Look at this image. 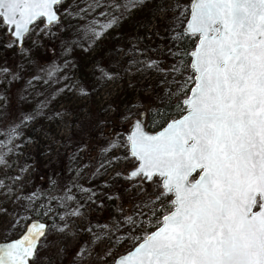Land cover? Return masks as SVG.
Here are the masks:
<instances>
[{"label":"rangeland","instance_id":"rangeland-1","mask_svg":"<svg viewBox=\"0 0 264 264\" xmlns=\"http://www.w3.org/2000/svg\"><path fill=\"white\" fill-rule=\"evenodd\" d=\"M126 1L98 0L93 6L94 0H63L55 9L58 22L31 25L18 47L8 32L0 40V240L19 232L35 212L43 220L51 217L31 264L55 238L61 250L56 264H81L85 255L86 264H108L112 254L149 231L144 226L156 207L155 183L142 179L141 194L134 183L123 194L112 172L129 165L122 138L131 120L147 114L149 98L160 99L159 105L169 100L189 74L183 67L188 60L176 56L171 20L175 16L179 25L177 16L187 15L190 0H136L145 18L132 44L118 16L133 7ZM164 16L171 24L165 36L156 27ZM148 21L156 29L149 32ZM82 29L90 39H81L76 51L89 55L75 60L64 42ZM100 49L101 57L114 54L116 60L103 71L89 63ZM149 56L155 61L145 62ZM88 69L99 77L90 91L81 86ZM119 123L124 127L115 128ZM111 215L114 229L108 227Z\"/></svg>","mask_w":264,"mask_h":264},{"label":"snow or ice","instance_id":"snow-or-ice-1","mask_svg":"<svg viewBox=\"0 0 264 264\" xmlns=\"http://www.w3.org/2000/svg\"><path fill=\"white\" fill-rule=\"evenodd\" d=\"M62 2L0 0V25L19 41L58 22ZM186 11L183 36L196 45L184 54V115L128 137V178L155 183L159 227L118 264H264V0H192ZM44 228L0 246V264H29Z\"/></svg>","mask_w":264,"mask_h":264},{"label":"trees","instance_id":"trees-1","mask_svg":"<svg viewBox=\"0 0 264 264\" xmlns=\"http://www.w3.org/2000/svg\"><path fill=\"white\" fill-rule=\"evenodd\" d=\"M116 2H117V0H116ZM129 4L133 5V7L131 9L125 7L126 9L121 14L119 13L118 16H119V20L121 21L120 23L122 24L123 29L127 33H130L129 38H130L131 42L129 44H132L134 42V38H135V37L132 36V34H134V36H135V32L137 31V28H138V25H139V21L144 19L145 15H144V11L142 12L141 6L138 5V2H136V0L135 1L127 0L126 3H124L123 5L126 6V5H129ZM188 4H189L188 2L185 3V9L188 8V6H189ZM135 6H137V7H135ZM118 7H119V4H118ZM181 16H182V14L177 16V23L179 22V25L178 26L176 25L177 28L174 25L176 17L174 16L173 19L171 20V21H173V28H174V32L171 31V34L175 33L176 37L177 36H181L182 37L181 39H175L176 43H177L176 56L178 57V59L180 58L181 60H184L186 62L189 59V55H184V54L189 52V50L193 46L195 40L190 39V38H188L186 36H183L184 32L182 31V26H183V23H184L185 18H186L187 15L185 13L182 17ZM179 17H181V18H179ZM166 19L168 20V16H164V20H165L164 22H163L162 19H159L160 22L156 26L157 30H159V31L162 30V32L164 31V36L166 34L170 33L169 27L171 25L170 23L168 24V22H166ZM103 22L106 23L105 18L104 19H99L97 21L98 28H102ZM93 25H94V21L92 22V27L90 26V30L93 28ZM147 25H149V26H147ZM145 26L148 28V31L150 32L151 29L154 28L155 25L154 26L150 25V21H148ZM154 29H156V28H154ZM82 31H83L82 33L74 36L73 38L66 37L65 38V42H64V46H68L69 47V51L74 55V59L75 60L81 59L82 57L88 58V55H89L88 51H85V53L83 55H82V53H77V51H76V49L78 48V44L80 46V43L82 42L81 39H84V40H87L88 38L90 39V36H89L90 34L89 35L87 34V33H90V32H88V30H86V29H82ZM168 31H169V33H168ZM97 32H98V29H97ZM115 49L118 50V48H115ZM100 51H101V53L98 52V57L97 56H91V57L89 56V63L90 64H92L95 67H97L99 69V71H103L102 69L110 68V64L111 65H113V63L116 64V60L113 59L114 58V54H113V56H111L110 54H107L106 57H101L102 54L105 52V50H101L100 49ZM128 53L131 54L132 51L129 50ZM145 53H147V52L145 51ZM140 56L141 57H145L144 54H141ZM91 58H93L92 61H90ZM150 60L155 61L154 59H151V57L149 56V57L146 58L145 62H149ZM121 62L125 66L126 65V58H123V60ZM100 68H102V69H100ZM83 73L85 74V76L83 77V79L85 81L83 80L84 83H82L81 86H84V85L87 84L88 85L87 88H89L88 90L90 91L91 88H92V85L94 84V81L96 79H99V77L95 76V74L93 73V71L91 69H90V71L88 69L86 72H82L81 74H83ZM142 95H144V94H141V92L139 93V95H137L136 99H137L138 102H140V98L142 97ZM138 97H139V99H138ZM159 97L160 96H158V98ZM170 97L171 98L169 100L163 102L160 105L156 103L160 99L159 100H157V99L151 100L149 98V100H148L149 104H148V106L146 108L147 114L144 116V126H145V128H147L148 130H155L158 127H160L166 120H168L170 118H173V117L179 115L182 112V110L178 107V104H180L182 98L184 97L183 94L179 93L178 91H176V92L174 91V93ZM89 119L90 118H88V120ZM88 123L90 124V126L95 124V123H93L92 120H90ZM123 127H124L123 123H119V124L115 125V128H123ZM82 131H83V134H84L85 133L84 130H82ZM90 135H92V133H89V136ZM77 144H79V142H77ZM162 211H163V209L161 208L155 214H152V216L146 221V225L144 226V228L148 229L149 231L151 229H153L159 223L158 220L154 219V217L156 215L160 216ZM32 218L41 219L40 212H35L33 214ZM44 221L46 222V227H48L49 224L52 222V218L51 217L45 218ZM141 237L142 236H137L136 240L133 241L131 244H129L123 250L124 251L127 250L134 243H136ZM39 241H38V243H39ZM114 256H115V254H112L110 260H112ZM33 258H34V256L32 257V259Z\"/></svg>","mask_w":264,"mask_h":264},{"label":"water","instance_id":"water-1","mask_svg":"<svg viewBox=\"0 0 264 264\" xmlns=\"http://www.w3.org/2000/svg\"><path fill=\"white\" fill-rule=\"evenodd\" d=\"M191 3H192V0H190L189 6H188V10L190 9V5H191ZM57 16H58V13H57ZM188 19H190V15H189L188 12H187V16H186L185 21H184L183 26H182V30H183V32H185V30H186V25H187V20H188ZM42 22H43L44 25H47L46 22H45L44 20H42ZM5 29H6V26H5ZM6 31L8 32L9 36L14 40L15 45H16L17 47L20 46V45H21V41H22V39L19 40V41H17L16 38L12 35V33H11L10 31H8L7 29H6ZM195 45H196V41H194V44H193V46L191 47V49L189 50L188 53H191V51L194 50ZM190 61H191V57H190V55H189L188 63H190ZM183 98H184V97H183ZM183 98H182V99H183ZM181 101H182V100H181ZM183 115H184V112L182 111L179 115H177V116H175V117H173V118H170V119L166 120V121H165L160 127H158L157 129H155V130H153V131H149V130H147V129L145 128V126H144V124H143V122H144V114H143V112H139V113H138V117H137V118H133V119L131 120L130 126L127 127L126 129H124V137H125V139H126L127 148H128V153L131 155V153H130V144H129V141H128V137H129V136H130V135L136 130V129H135V126H136L137 123L140 124L142 130H143L145 133H147V134H149V135H158L161 131H164V130L167 128V125H168L169 123H171V122H173V121H175V120H179V119H181ZM136 165H137V162L135 161V164H134L131 168H129V169L127 170L126 173H127L128 176L130 175V173H131L133 170H135ZM197 178H198V173H194V174H193V178H190V179L195 180V179H197ZM143 180H144V179H143ZM33 224H37V225H39V224H43V225H45V227H46V222H45L44 220H42V219H38V218H30L29 220H27V221L24 223V225H23V227L21 228V230H20L19 232H17L15 235H13V236H11V237H9V238H6V239H2V240H0V246L6 245V244H9V243H14V242H16L17 240L21 239V238L27 233V230H28V229L31 227V225H33ZM158 227H159V223H158L153 229H151L150 231H148L147 233H145V234H144V235H143V236H142V237H141L136 243H134V244H133L131 247H129L127 250H125V251H123V252H121V253L115 255V256L113 257V259H112L108 264H118V262H119L123 257L130 255V254L135 250V247L138 246V244L141 243L143 239H146L148 234L155 232V231L157 230ZM44 231H45V228H44ZM40 238H41V237H40ZM40 238H39V239H40ZM38 241H39V240H38ZM38 241H37V243H38ZM31 259H32V257L29 259V263H30V260H31Z\"/></svg>","mask_w":264,"mask_h":264},{"label":"built area","instance_id":"built-area-1","mask_svg":"<svg viewBox=\"0 0 264 264\" xmlns=\"http://www.w3.org/2000/svg\"><path fill=\"white\" fill-rule=\"evenodd\" d=\"M1 33H3V35ZM5 34H6L5 27L3 25H0V40L3 39ZM122 142H123V151L125 155L124 161L128 162L129 165L126 168L116 169L112 173L114 174L118 182L123 186V194H129L131 192L130 188L133 183L135 184L134 190H137L138 194H141V190H142L141 182L143 178L142 177H138L136 179L128 178L129 176L126 174V170L134 165V158H132L131 155L128 153V148H127V144H126V140L124 136L122 138ZM120 166H121V163H120ZM114 219H115L114 216L111 215L108 221L109 228H112V229L115 228ZM54 235H56V233ZM57 242L58 241L55 238L54 241L52 240L46 244V247H45L46 249L44 250L43 254L39 256L37 260V264H56L57 263V260L59 259L60 254H61V250L59 249V243ZM88 260H89V256L85 255L81 264H86Z\"/></svg>","mask_w":264,"mask_h":264},{"label":"flooded vegetation","instance_id":"flooded-vegetation-1","mask_svg":"<svg viewBox=\"0 0 264 264\" xmlns=\"http://www.w3.org/2000/svg\"><path fill=\"white\" fill-rule=\"evenodd\" d=\"M193 178V177H192Z\"/></svg>","mask_w":264,"mask_h":264}]
</instances>
